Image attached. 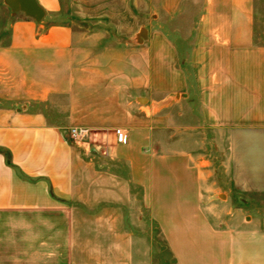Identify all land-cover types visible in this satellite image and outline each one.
I'll use <instances>...</instances> for the list:
<instances>
[{"label": "crops", "instance_id": "1", "mask_svg": "<svg viewBox=\"0 0 264 264\" xmlns=\"http://www.w3.org/2000/svg\"><path fill=\"white\" fill-rule=\"evenodd\" d=\"M155 1L137 106L127 92L83 107L72 31L53 23L61 0H36L40 22L11 12L0 38V264H86L84 223L130 255L138 209L175 264H264V225L218 199L199 151L213 142L235 182L264 176V156L242 152L245 133H264L257 0ZM70 128L89 130V142L70 141Z\"/></svg>", "mask_w": 264, "mask_h": 264}, {"label": "rangeland", "instance_id": "2", "mask_svg": "<svg viewBox=\"0 0 264 264\" xmlns=\"http://www.w3.org/2000/svg\"><path fill=\"white\" fill-rule=\"evenodd\" d=\"M5 5L0 0L2 39L6 36V22L12 12ZM257 11L261 15L258 23L259 39L264 42V0H257ZM159 18L160 10L155 0H61L60 11L53 23L67 26L72 31L75 64L83 71L82 89L85 94L80 95L83 107L95 106L106 98L118 103L127 92L133 105L146 104L145 101H135L137 96L144 98L143 93L137 89V80L144 73L146 56L148 60V48L144 41L147 33L158 25ZM183 50V55H186L187 48ZM185 66L188 70V65ZM104 90H108L109 94L103 95ZM87 132L89 136L91 132ZM247 135L250 137L247 138ZM88 136L86 139L89 142ZM243 136V154H253L254 161L255 156L263 157L264 133H245ZM68 139L72 141L69 135ZM224 147L222 149L229 152L226 144ZM199 151L206 154L210 162L209 182L215 190H219L218 199L225 201L228 197V203L240 207L247 220L252 218L264 225V176L256 178L244 173L235 182L233 175L222 173L224 167L221 162L224 159L219 155L222 150L219 151L213 142H206ZM250 160V157L243 159L245 167L251 164ZM127 208H116V212L123 213L126 219ZM138 210L129 224L131 238L129 240L125 237L123 240L125 244H131L130 255L119 252L118 246L122 240L97 239L89 230L90 225L84 223V263L175 264L148 212ZM106 242L109 243V250L113 248L115 251L113 256L101 254Z\"/></svg>", "mask_w": 264, "mask_h": 264}, {"label": "water", "instance_id": "3", "mask_svg": "<svg viewBox=\"0 0 264 264\" xmlns=\"http://www.w3.org/2000/svg\"><path fill=\"white\" fill-rule=\"evenodd\" d=\"M6 6L13 12H22L25 16L39 22L44 17V11L36 0H4Z\"/></svg>", "mask_w": 264, "mask_h": 264}, {"label": "built area", "instance_id": "4", "mask_svg": "<svg viewBox=\"0 0 264 264\" xmlns=\"http://www.w3.org/2000/svg\"><path fill=\"white\" fill-rule=\"evenodd\" d=\"M68 133L69 138L77 143L84 142L88 136L87 130L83 128H70ZM115 137L118 144H125L127 141L126 135L119 129L115 130Z\"/></svg>", "mask_w": 264, "mask_h": 264}]
</instances>
